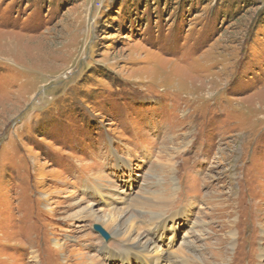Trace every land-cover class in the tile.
Here are the masks:
<instances>
[{
	"label": "rangeland",
	"instance_id": "obj_1",
	"mask_svg": "<svg viewBox=\"0 0 264 264\" xmlns=\"http://www.w3.org/2000/svg\"><path fill=\"white\" fill-rule=\"evenodd\" d=\"M167 260L264 264V0H0V264Z\"/></svg>",
	"mask_w": 264,
	"mask_h": 264
},
{
	"label": "bare ground",
	"instance_id": "obj_2",
	"mask_svg": "<svg viewBox=\"0 0 264 264\" xmlns=\"http://www.w3.org/2000/svg\"><path fill=\"white\" fill-rule=\"evenodd\" d=\"M164 198V197H163ZM151 201V200H150ZM146 202V201H145ZM149 203V202H148ZM150 204V203H149ZM164 204V203H163ZM148 205V204H147ZM154 205V204H153ZM165 205V204H164ZM148 207V206H147ZM154 216V215H153ZM110 223L109 224H106L107 227H109V230L108 232H111V234L113 236H121L124 241H126V243L129 241L130 239V232L132 231V227H130V229H124V230H121L119 228L118 225H114L116 222L113 220V218H109ZM125 223V222H124ZM167 219H158V224L159 226L157 227V233H161L162 231L166 230L167 229ZM126 224V223H125ZM109 225V226H108ZM127 227H128V224H126ZM104 226V225H103ZM126 228V227H125ZM104 229V228H103ZM108 230V229H107ZM140 234V233H139ZM141 241L140 242H136L137 244H135V250L136 251H139L141 253H144V254H147V256H151L149 255L151 253L152 250L155 249V246L154 245L155 243L153 242V240L149 239L148 236H143L141 235ZM131 240V239H130ZM154 243V244H153ZM129 244V243H127ZM189 246V245H188ZM191 247V246H190ZM149 253V254H148ZM157 255V253H156ZM159 257V256H158ZM154 258V257H153ZM203 260V259H202ZM159 263V262H158ZM166 264H175L174 261H170V260H167Z\"/></svg>",
	"mask_w": 264,
	"mask_h": 264
},
{
	"label": "water",
	"instance_id": "obj_3",
	"mask_svg": "<svg viewBox=\"0 0 264 264\" xmlns=\"http://www.w3.org/2000/svg\"><path fill=\"white\" fill-rule=\"evenodd\" d=\"M95 231H96L97 234H99L105 240H109L110 239V236L108 235V233L101 226H96L95 227Z\"/></svg>",
	"mask_w": 264,
	"mask_h": 264
}]
</instances>
